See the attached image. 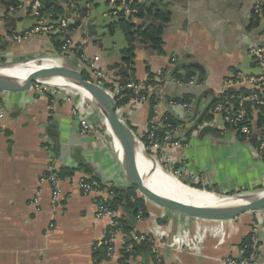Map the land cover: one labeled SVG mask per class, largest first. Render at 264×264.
Masks as SVG:
<instances>
[{"label":"crops","instance_id":"crops-1","mask_svg":"<svg viewBox=\"0 0 264 264\" xmlns=\"http://www.w3.org/2000/svg\"><path fill=\"white\" fill-rule=\"evenodd\" d=\"M42 1V0H41ZM53 0L52 3H61ZM97 17L119 19L109 0H89ZM147 8L157 5L171 12L164 28V52L157 54L146 45L135 50V78L146 83L150 75L159 76L178 67L196 69L195 85L168 83L151 92L144 103L121 106L123 120L135 136H145L152 120L170 115L181 123L177 138L187 147L172 153L173 160L196 183L212 187L213 193L264 191V158L259 154L256 135L240 138L238 132L216 123L204 129L199 125L214 101L228 91L245 87H227L246 67L261 69L264 61V32L258 33L264 11L256 12L258 0H137ZM81 0H79V4ZM33 0H0V61H20L45 56L61 57L72 66L80 64L70 49L79 46L83 54L96 62L105 74V82L118 85L116 66L124 61V51L105 44L98 27L91 31L77 25L62 35L68 44L66 56L57 53L52 36L60 35L51 24L60 16L81 20V6L74 14L63 10L56 19H45L53 29L36 32ZM66 7V6H65ZM115 8V10L109 9ZM69 10V9H68ZM51 20V22L49 21ZM34 21V23H33ZM146 27L154 17L133 18ZM96 22V20H95ZM117 25L110 27L111 36ZM82 29V30H81ZM113 29V31H112ZM96 33V36H95ZM177 58V65L171 63ZM59 59V58H58ZM248 89V88H247ZM156 111L151 116V99ZM188 103H184L185 99ZM174 103V104H171ZM189 105V110L183 108ZM71 102L51 103L45 95L32 91L5 92L0 107V264H123L122 240L116 244L113 258H96L108 236V219L97 217L92 196H85L80 181H91L104 188L130 187L115 158L111 136L103 115L92 104H82L86 116L100 135L82 136ZM258 113L252 126L257 131ZM202 122V123H201ZM176 165V166H177ZM51 168L71 171L63 178L62 196L53 199V187L43 181ZM211 191V192H212ZM140 196V195H139ZM144 199L147 216L132 219L128 209L119 207L120 218L133 223V233L151 235L156 244L142 249L125 264H218L224 258H242L244 242L253 229L260 237L259 264L264 263V211L246 213L227 221L187 217L166 210Z\"/></svg>","mask_w":264,"mask_h":264},{"label":"built area","instance_id":"built-area-1","mask_svg":"<svg viewBox=\"0 0 264 264\" xmlns=\"http://www.w3.org/2000/svg\"><path fill=\"white\" fill-rule=\"evenodd\" d=\"M64 5L69 9L72 13H76L79 9V0H62ZM110 3L118 10V14L121 15L125 19H133L135 15L138 13V8L135 6L137 0H109ZM42 7L41 0H35L33 4V14L37 20V28L36 32H45L49 33L53 28L47 25L45 18L41 16L40 9ZM264 7V0H258L256 5V12L260 13ZM69 21H72L71 17L63 20L58 30L61 32L62 35L66 36V30L69 27ZM68 50V46L64 48V51ZM259 64L262 68V75L257 76H243L240 74L237 79L229 80L226 83V86L229 87H245L248 89H257L264 83V61L258 55ZM80 64L75 66L74 68L79 69L81 71L89 72L92 77L94 78V83L98 86L104 88L112 97H114L115 101L117 102L124 98L121 95L122 87L118 85H110L107 86L105 82V74L97 67V64L94 60L87 58L84 54L79 57ZM171 63L176 66L177 65V58H172ZM168 83H175V84H183V85H195L197 82L196 80H190L186 82L178 81L171 77V72L166 71L159 76V79L156 85H147L146 83H131L128 84L126 87L127 89H131L134 91L136 98L131 100L134 103H144L150 99L151 92L154 89H160L161 87L165 86ZM32 91L34 95H45L50 98L52 104L57 101H64V102H71L73 103L74 107L72 109V115L75 119H77L79 127H80V134L84 137L89 136L91 134L100 135L99 130L93 126V124L89 121V119L84 116L79 107L82 104L91 103L86 97L81 95L80 93L74 92L66 87H59L53 86L48 84H41L37 83L32 86L29 90ZM143 93L141 96L140 93ZM4 91L0 90V107H1V99L4 95ZM251 99H255L258 101L259 105L264 107V101L258 100L257 97H253ZM248 100L247 98H242L240 101V111L236 117L231 114L229 109L223 107L222 104H218L214 111V119L211 121H204L201 125H199L200 129H204L207 127H211L216 123V118L219 115L223 116L224 122L228 125H233L235 127L239 126L245 120L247 115L245 108L243 107L244 102ZM174 104V103H171ZM124 106V105H123ZM122 106V107H123ZM183 108L188 111L189 105L183 104ZM121 107V106H120ZM118 106V115L123 118L122 109ZM153 115L156 111V105L153 107ZM104 118V117H103ZM168 121L167 117H163L161 120H156L155 116L152 117V120L149 123V127L146 131L144 137L140 139L144 149L150 154L161 155L167 162L174 163L172 158V153L180 149L182 147H187V143L179 140L176 136L178 130L176 132L172 131H164L165 128H170L169 124H166ZM105 122V120H104ZM106 124V123H105ZM107 126V124H106ZM107 131L109 128L107 127ZM163 131V132H162ZM241 133L245 135H252V129L248 125H244L240 128ZM162 132V133H161ZM161 133V134H160ZM109 134V133H108ZM110 135V134H109ZM260 151L264 152V136L260 138ZM153 159V158H152ZM177 165V164H176ZM176 165H173L171 169V173H173V169ZM71 179V177L69 178ZM195 177H193V180ZM43 181L50 183L53 187V199L57 201L62 196V188L61 183L63 178L60 177V171L56 168H51L49 173L44 176ZM80 188L82 193L85 196H92L95 199V204L97 205V217L99 219H108L109 221V228H108V236L103 242V246H107L106 251V258L111 259L115 255L116 252V244L119 239L123 242L122 250L125 253L130 255L135 254V247L141 245H150L154 246L156 244V239L151 235L146 234H138L132 233L129 237L125 236L120 228V216L117 211L111 210L106 206V203L111 199L113 196L112 191L110 188H101L97 184H91L86 182V180L80 181ZM259 244H260V237L258 235V231L253 229L251 232V239L250 244L247 246L249 250V254L246 257L242 258H224L219 261L218 264H259L258 262V254H259ZM160 262V260H159Z\"/></svg>","mask_w":264,"mask_h":264},{"label":"trees","instance_id":"trees-1","mask_svg":"<svg viewBox=\"0 0 264 264\" xmlns=\"http://www.w3.org/2000/svg\"><path fill=\"white\" fill-rule=\"evenodd\" d=\"M35 2V0H33ZM53 0H42V7L40 9L41 16L43 18H47L49 14L51 15V20L56 19L58 14H62L64 9H67L65 7L64 2L61 1V3H52ZM135 6L138 8V13L135 15L134 18H145L152 16L154 17L155 23L150 24L146 27H141L133 23V19H125L121 13H119V22L117 24L118 28L120 29L121 33L124 36L125 42L129 45V49L124 51V61L123 64L120 66H116L114 69L117 70L116 75L119 77L118 84L122 87L121 95L124 96V98L120 101L117 100V105L123 106L131 102V100L136 98V95L133 90L127 89L126 87L128 84L131 83H138V81L135 78V69H134V59H135V50L138 46V44L146 45L148 48L152 49L154 52H156L159 55H162L164 52V28L170 23L171 21V12L168 10H162L157 7V5H153L151 8H147L144 5L140 4L138 1H136ZM264 11V7L262 9ZM67 11H69L67 9ZM74 26H69L66 30L67 34H70L72 30H74ZM113 31V29H112ZM62 36L55 35L52 36V42L55 45V49L57 53L61 54L62 56H66V53H62L64 48L68 46L66 41L59 40V38ZM70 49V48H68ZM72 53L75 56L80 57L83 54V51L79 49V46L74 47L73 49H70L69 53ZM83 76L85 80H89L94 82V78L92 75L87 72L83 71ZM196 76V69L194 67H178L174 69L171 72V77L173 79H176L178 81L186 82L193 80ZM154 76L150 75L149 80L146 82L147 85H156V81L154 80ZM111 84H107V86H110ZM141 96L143 93H140ZM253 97H257L258 100L264 101V83L257 89H247V88H241L237 91H228L225 94L218 97L214 103L211 105L210 110L207 112V114L203 117L204 121H211L213 120L214 114L213 111L215 107L218 104H222L223 107L226 109H229L231 111V114L236 117L241 109L240 107V101L242 98H247L244 102V108L246 110V117L245 120L239 124V126L235 127L233 125H227L230 129H233L238 132V136L240 138H246L249 137L248 135H245L241 133L240 128L244 125H248L252 129V136L256 135L257 137L261 138L264 136V107L259 105L258 101L255 99H251ZM184 103H188V99L186 98L184 100ZM156 105V101L152 97L151 99V116L153 115V107ZM257 111L258 118H257V131L252 126V119H253V113ZM168 121L166 124L170 125V128H165L164 131H174L178 130L179 126L181 125L180 122L175 120L172 116L167 115L166 116ZM152 118V117H151ZM202 123V122H201ZM163 132V131H162ZM161 132V133H162ZM160 133V134H161ZM260 139L257 143V148L259 154L264 158V152L260 151ZM175 169H181L180 167H175ZM73 176V173L67 170H62L60 172V177H70ZM88 183H93L91 181H86ZM99 185V187L104 188L102 185ZM200 189V187H198ZM110 190L113 193V196L111 199L106 203V206L114 211H117L119 207H124L129 210V212L132 214V219H142L147 216V209L144 203V199L139 196L137 189L135 187H128V188H117V187H111ZM120 228L125 236L129 237L133 233V223L130 222V220H126L123 218H120L119 220ZM251 236L248 237V239L244 242V251L246 257L249 254V250L247 249V246L250 244ZM151 248L150 245H141L135 247V254L130 255L128 253H125L123 250L121 251L122 254V263L125 264L126 261L132 257L138 254V252L142 249ZM106 251L107 246L101 247V249L96 253V258L99 259L101 257H106ZM155 264H163L162 261L159 262V260L155 259Z\"/></svg>","mask_w":264,"mask_h":264},{"label":"water","instance_id":"water-1","mask_svg":"<svg viewBox=\"0 0 264 264\" xmlns=\"http://www.w3.org/2000/svg\"><path fill=\"white\" fill-rule=\"evenodd\" d=\"M88 3L89 0H81V3L79 4L82 8L80 12L81 20L79 19L77 22L69 21V26L77 27L79 24L82 26L83 30L85 29L88 31L98 27L100 30L97 32L98 37L102 38L105 36V44H110L111 47L116 44L118 54L129 49V45L125 42L124 36L119 28L115 29L114 35L111 36L110 27H112V25H117L119 19L104 18L102 13H99L101 17L98 18L97 15L92 12L94 5H96V1L89 9H87ZM110 10H115V8L109 9L107 13H109ZM65 19H67L66 16H60L58 21L55 23H52L51 20L49 21L51 24L58 26ZM262 32H264V18H262V23L258 30V33ZM62 41H65V39H62ZM242 73L246 76L259 77L262 75V70L251 69L249 66L246 67V70L244 69ZM59 80L75 82L74 85H69L66 88L77 93H79L80 90H83L89 95V101L103 115L107 127L111 130L113 152L127 184L130 187H135L145 199L166 210L182 214L187 217L204 220L227 221L237 219L246 213L264 211V191L259 193H250L247 195L227 197L241 201L242 203L240 204H224L210 207L177 201L167 196H163L151 189L147 185L146 181H144L140 175L134 173L130 167L128 139H136L139 141L140 139L135 136L132 129L118 115V105L114 97H112L104 88L98 86L96 83L85 80L83 71L79 69L60 65L34 73L25 81H17L11 77L0 75V90L11 93L24 92L29 91L34 84L41 83L51 85ZM218 122L223 127L226 126L222 115L218 116ZM145 154L148 158H152L146 150ZM191 188L197 189L193 187Z\"/></svg>","mask_w":264,"mask_h":264},{"label":"bare ground","instance_id":"bare-ground-1","mask_svg":"<svg viewBox=\"0 0 264 264\" xmlns=\"http://www.w3.org/2000/svg\"><path fill=\"white\" fill-rule=\"evenodd\" d=\"M59 58V57H58ZM62 65L60 59L44 58L39 60H29L10 67H1L0 75L11 77L17 81H25L34 73L44 69L53 68ZM75 82L59 80L52 83L53 86L67 87L74 85ZM81 95L90 99L89 95L83 90L79 91ZM108 133L111 136V130ZM128 154L131 170L140 175L147 185L157 193L167 196L171 199L184 203H192L198 206H218L227 204H240L241 201L221 197L213 192L203 189H192L171 172L162 168L154 159L148 158L142 143L136 139H128ZM163 166V165H162Z\"/></svg>","mask_w":264,"mask_h":264},{"label":"rangeland","instance_id":"rangeland-1","mask_svg":"<svg viewBox=\"0 0 264 264\" xmlns=\"http://www.w3.org/2000/svg\"><path fill=\"white\" fill-rule=\"evenodd\" d=\"M46 58H56L58 59V57H54V56H45ZM45 57H39V58H33L35 60H39V59H44ZM59 59L62 61V65L63 66H67V67H74L72 65H70L66 60L62 59L61 57H59ZM29 60H32V59H23V60H20V61H0V68L2 67H10V66H14L16 64H19V63H22V62H25V61H29ZM150 155V154H149ZM151 157H153V159L164 169H166L167 171L171 172L172 168H173V165H176L177 163L175 161H173L174 163H169L167 162L160 154L159 155H156V154H152L150 155ZM163 165V166H162ZM178 166V165H177ZM175 166V167H177ZM182 169H173V174L179 179V181H182V183L184 182L185 185H189L190 187H193V188H197L199 189L198 187H200V189H203V190H207L209 192L212 191V187H207L206 184H199V183H196L195 180L191 179V178H188L187 176H185V172H181ZM138 192V191H137ZM213 192V191H212ZM138 194L140 195V197H142V195L138 192ZM216 195L218 196H221V197H232V196H237V195H247V194H250L248 192H245V191H239V192H229V193H220V192H216L215 193ZM144 198V197H142ZM260 245H261V242L259 244V254H260ZM259 254H258V261H259Z\"/></svg>","mask_w":264,"mask_h":264}]
</instances>
